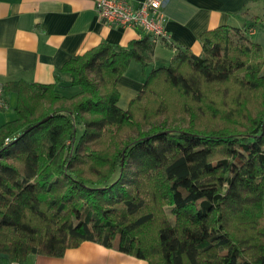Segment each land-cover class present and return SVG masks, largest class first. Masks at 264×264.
I'll return each mask as SVG.
<instances>
[{"label":"trees","instance_id":"1","mask_svg":"<svg viewBox=\"0 0 264 264\" xmlns=\"http://www.w3.org/2000/svg\"><path fill=\"white\" fill-rule=\"evenodd\" d=\"M245 30L203 31L199 53L148 73L157 40L140 30L51 83L1 84L16 99L0 124V264L84 240L148 264H264V54ZM130 61L145 79L123 108Z\"/></svg>","mask_w":264,"mask_h":264},{"label":"crops","instance_id":"2","mask_svg":"<svg viewBox=\"0 0 264 264\" xmlns=\"http://www.w3.org/2000/svg\"><path fill=\"white\" fill-rule=\"evenodd\" d=\"M126 1L136 5L142 0ZM162 11L167 37L155 43L153 66L167 64L179 47L199 53L200 34L223 24L246 29L245 34L264 54V0H165ZM140 36L139 29L107 24L98 16L94 0H0V85L18 79L51 83L71 56L102 41L125 45ZM144 79L140 64L130 61L116 82L121 107L137 95ZM6 99V107L0 108V124L14 116L15 93ZM23 264L148 263L84 240L61 256L30 254Z\"/></svg>","mask_w":264,"mask_h":264},{"label":"built area","instance_id":"3","mask_svg":"<svg viewBox=\"0 0 264 264\" xmlns=\"http://www.w3.org/2000/svg\"><path fill=\"white\" fill-rule=\"evenodd\" d=\"M164 3L165 0H142L132 5L126 0H94V7L98 16L107 24L140 29L158 40L167 37L162 11ZM0 107H6L1 90Z\"/></svg>","mask_w":264,"mask_h":264},{"label":"rangeland","instance_id":"4","mask_svg":"<svg viewBox=\"0 0 264 264\" xmlns=\"http://www.w3.org/2000/svg\"><path fill=\"white\" fill-rule=\"evenodd\" d=\"M168 63H169V61H168ZM160 64L167 65V64H165V62L164 63H160ZM156 66H160V65H156ZM156 66H153V64H151L149 67L146 68V73H148L151 70V68H154ZM67 80H68V77L64 76L63 81L67 82ZM74 91H75V89L71 87V88H66L65 90H62L61 93L65 94V95H69L70 93H72Z\"/></svg>","mask_w":264,"mask_h":264}]
</instances>
